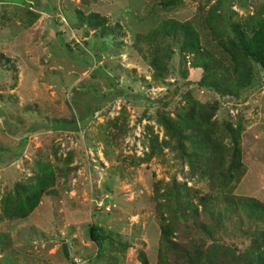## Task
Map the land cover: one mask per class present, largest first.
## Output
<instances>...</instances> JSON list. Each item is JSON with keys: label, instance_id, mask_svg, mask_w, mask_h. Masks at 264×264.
<instances>
[{"label": "rangeland", "instance_id": "1", "mask_svg": "<svg viewBox=\"0 0 264 264\" xmlns=\"http://www.w3.org/2000/svg\"><path fill=\"white\" fill-rule=\"evenodd\" d=\"M157 1L0 0V215L5 193L52 175L26 216H1L10 242L0 241V264H141L139 249L159 264L156 190L173 181L210 189L156 119L157 111L175 117L188 95L217 105L210 124L219 142L229 143L226 127L238 131L245 171L233 193L264 202V70L254 64L249 85L221 95L184 81L192 56L176 47L155 78L139 51L148 44L136 38L163 19L187 20L228 61L207 16L220 14L226 36L231 21L264 18V0H179L167 8ZM90 12L118 23L117 35L82 23ZM243 221L233 216L219 236L239 251L249 243ZM92 223L107 236L99 245Z\"/></svg>", "mask_w": 264, "mask_h": 264}, {"label": "trees", "instance_id": "2", "mask_svg": "<svg viewBox=\"0 0 264 264\" xmlns=\"http://www.w3.org/2000/svg\"><path fill=\"white\" fill-rule=\"evenodd\" d=\"M163 7L175 6L179 0H159ZM264 13V9L262 10ZM220 14L210 12L206 24L214 40L228 57L225 61L201 42L200 34L190 21L173 18L161 20L145 33L137 34V41L146 42L148 51L139 48L154 69L153 76L161 77L166 62L176 47L179 53L192 56L182 76L187 83L211 88L215 92L237 94L254 78L253 65L264 70V18L252 16L229 23V33L222 35ZM81 22L96 29L101 36L117 35L120 25L110 24L97 12L81 15ZM1 55V54H0ZM217 105L196 102L190 95L175 117L162 111L156 119L173 148L185 158L200 178L207 179L210 189L185 187L175 181L156 190V210L161 224L159 264H264V202L254 197L233 193L232 188L245 171L241 161L239 134L226 127L229 143L219 142L214 136L210 117ZM52 175L46 171L38 175L35 183L16 185L1 199V216L21 218L38 203L42 193L50 186ZM235 216L248 225L242 228L249 243L243 251L225 243L219 236L226 222ZM177 222H181L177 225ZM173 229V230H171ZM183 240L175 238L172 231ZM90 238L99 245L107 236L97 224H90ZM10 242L8 234L0 233V241ZM141 264H150L146 253L139 249Z\"/></svg>", "mask_w": 264, "mask_h": 264}, {"label": "built area", "instance_id": "3", "mask_svg": "<svg viewBox=\"0 0 264 264\" xmlns=\"http://www.w3.org/2000/svg\"><path fill=\"white\" fill-rule=\"evenodd\" d=\"M104 207H105L106 209H108V210H109V208H110L108 205H103V208H104Z\"/></svg>", "mask_w": 264, "mask_h": 264}]
</instances>
